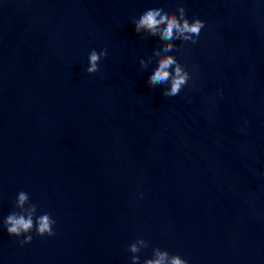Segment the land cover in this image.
I'll list each match as a JSON object with an SVG mask.
<instances>
[{
  "label": "water",
  "instance_id": "obj_1",
  "mask_svg": "<svg viewBox=\"0 0 264 264\" xmlns=\"http://www.w3.org/2000/svg\"><path fill=\"white\" fill-rule=\"evenodd\" d=\"M180 5L206 26L165 97L131 21ZM21 191L55 236H9ZM138 238L140 264H264V0H0V264H132Z\"/></svg>",
  "mask_w": 264,
  "mask_h": 264
},
{
  "label": "clouds",
  "instance_id": "obj_2",
  "mask_svg": "<svg viewBox=\"0 0 264 264\" xmlns=\"http://www.w3.org/2000/svg\"><path fill=\"white\" fill-rule=\"evenodd\" d=\"M131 23L135 26V32L138 35L143 32L152 37L158 36L161 41H164L162 46L156 48L153 53L154 56L158 57V63L152 69L148 83L153 87L167 85L162 92L165 97L179 95L192 77L186 67L174 55L167 53L174 50L178 51L173 41L180 40L196 44L206 22L198 17H193L190 22L186 15V9L180 5L176 13H170L163 7L146 10L139 19H133ZM106 56L107 49H102L99 52L95 49L91 50L86 72L89 75L99 72V64ZM151 62L152 57H148L147 60L141 59L139 62L141 69H146ZM140 195L142 197L143 193ZM15 207L19 211H13L7 215L3 220V225L9 236H24V239L20 241L21 246L32 242L31 233L33 229H35L36 235L41 237L55 236L56 233L53 229L56 221L50 213L37 216V205L30 202L26 192L18 193ZM148 246L149 242L142 238H138L128 245V251L133 254L131 256L132 264H140L141 258L136 254ZM143 264H189V262L179 254H170L167 250L156 247L153 248L152 257L144 259Z\"/></svg>",
  "mask_w": 264,
  "mask_h": 264
}]
</instances>
